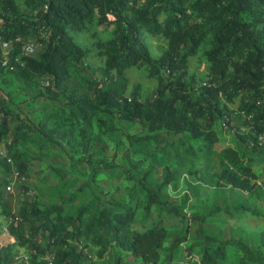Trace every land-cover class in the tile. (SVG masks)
<instances>
[{
  "label": "trees",
  "instance_id": "obj_1",
  "mask_svg": "<svg viewBox=\"0 0 264 264\" xmlns=\"http://www.w3.org/2000/svg\"><path fill=\"white\" fill-rule=\"evenodd\" d=\"M22 2L25 12L18 13L13 0H0V42L13 45L15 39L36 41L41 43V48L32 57L21 59L22 68L9 72L0 67V89L7 78L16 82L19 93L15 98L25 102L24 95L42 89V84L47 82L43 95L35 93L28 100L30 104L38 100L47 104L45 117L52 118L49 133L56 137L54 141L42 138L43 122L35 132L28 122L19 121L20 102L15 104L9 94H0V144L11 160L10 165L0 158L4 173L0 180V210L4 219H18L15 225L8 226L7 233L13 239L12 245L27 254V264H91L86 245L96 247L95 255L99 260L113 247L116 249L114 264H122L124 256L148 264L156 260L166 241L165 264H183L180 245L187 241L186 219L181 215L167 222L166 217L180 214L187 195H182L176 205L167 199L165 190L178 178L185 157L192 161L196 157L209 161L216 142L213 127L218 121L230 130L233 127L232 134L241 148H225L218 153L217 170L210 175L209 182L246 194L245 200L234 205L232 211H225L227 216L264 218L248 204L250 198L263 197L261 188L250 182L255 180L252 171L255 158L264 157V140L260 145L256 141L257 136H264V33L258 30L264 18V0ZM93 12L98 24L112 28L111 37L101 45L103 65L97 75L85 66V51L68 36V31L85 30ZM192 16L201 21H192ZM145 36H161L165 40V49L156 59L148 54ZM207 36L211 41L204 58L209 78L193 88L187 78V60L196 54ZM16 55L14 46L11 56ZM139 66H143L147 76L155 82L151 97L142 101L134 92L129 98L123 96L124 71ZM72 79L76 80V85L71 83ZM239 96L238 110L232 113L226 106ZM115 120L139 126L141 134L130 137V143L135 146L130 151L134 155H164L174 172L167 166L161 181L148 185L147 172L140 177L132 175L141 162L135 163L124 171L125 178L133 183L134 193L129 194L133 205L109 200L99 204L90 200L73 207L85 183L68 193L67 177L71 175L60 174L49 167L57 173V180L46 188H43L46 184L35 188V200L28 211L33 221L26 219V204L21 199L16 201V211H10L17 199L6 193L7 185L11 184L13 189L16 184L15 192L20 189L30 192L22 186L23 182L12 178L13 170L23 178L30 172L27 147L38 148L32 160L61 157L54 150H43L46 146H40L39 142L45 141L44 145L52 147L53 142L61 141L69 149L76 140L85 145L92 122L102 136L113 137L121 132L114 125ZM249 142L253 145L249 146ZM182 146L184 149L179 150ZM67 157L71 168L72 157ZM76 160L87 166L88 173L84 176L90 182L115 167L102 159L95 163L79 156ZM122 160L128 165L127 153ZM136 189L143 196L144 218L139 229H132ZM51 199L54 202L51 203ZM191 218L199 221L195 236L200 240L185 247L188 257H192V263L186 264H220L225 258L226 244L203 234L199 226L206 221L205 216L192 215ZM37 235L39 242L34 241ZM12 245L0 246V264H17L18 258V264L24 263L19 255L11 253ZM237 248L240 255L235 264H264V252L243 243Z\"/></svg>",
  "mask_w": 264,
  "mask_h": 264
},
{
  "label": "rangeland",
  "instance_id": "obj_2",
  "mask_svg": "<svg viewBox=\"0 0 264 264\" xmlns=\"http://www.w3.org/2000/svg\"><path fill=\"white\" fill-rule=\"evenodd\" d=\"M16 10L18 13L25 12V8L22 0H13ZM192 21L199 22L201 18L192 16ZM258 30L264 33V18L261 24L258 25ZM112 28L108 24H98L95 12L86 25L85 30L81 32L68 31V36L71 40L86 53L84 64L91 71L96 72L102 68L103 65V54L101 45L105 43L111 37ZM211 37L207 36L206 39L199 46L196 54L187 60V78L191 80V85L193 88L205 83L208 80L207 74V64L205 62V53L210 47ZM144 43L146 45L148 54L151 58L156 59L161 52L165 49V40L161 36H145ZM124 77L126 79V88L124 92V97L129 98L134 92L137 99L142 101L145 100L153 94L155 88V82L147 76L146 69L143 66L131 67L124 71ZM72 84L76 85V80L72 79ZM43 87H45L42 84ZM43 87L40 90H34L30 95H24L25 102H21L20 99L15 98L19 93L18 84L7 78V83L1 86L0 94L5 96L9 94L13 100V103H19V115L18 120L23 124L29 123L31 129L35 132L38 131L40 127L39 123L43 122L42 138H48L54 141L56 137H52L49 133V122L52 118L45 117L47 114V104H44L43 100H38L34 103H29V97L32 94L39 93L43 95ZM49 88V87H48ZM241 96L235 98L231 104L227 105V109L234 113L237 112L240 105ZM28 103V105H27ZM220 105L222 102L220 100ZM114 125L121 129V132H117L113 137L102 136L100 130L95 123L92 122L91 128L89 130V135L87 136V141L85 145L79 143L76 140L75 145L69 149L63 142H53V146L44 145L45 141H40V146L43 150H48V152L55 151L60 153L61 157L49 158L46 156L42 160H32L37 154L38 148L27 147L30 154L27 156L26 161L31 162L29 165L30 172L25 176V180L22 186L27 187L30 192H25L23 190L14 191V184L12 193L15 197L11 205L10 211L15 212L18 208L16 201L23 200L26 204V219L30 222L33 218L30 217L29 209L31 202L35 200L37 185L46 184L43 188L48 185L56 183L57 173L50 171L49 167L57 170L60 174H70L67 183L66 192H75L77 187L84 184V188L81 193L77 196L73 207H76L82 203L94 200L99 204L109 201H121V203L133 205V199L129 200V194L134 193L133 183L131 180L125 178L124 171L132 168L135 163H140V165L133 170L132 175L140 177L143 173L145 174V181L148 185L154 183H159L164 174V168L168 166V169L174 172V169L169 166L167 158L162 156L147 155L146 153H141L139 155H134L130 150L133 144L130 143L131 136H138L141 134L139 126L136 124L127 125L114 121ZM14 124H10L11 131L13 132ZM225 126L221 121L215 123L213 131L215 133L216 142L213 144V154L210 156L209 161L206 162L201 157H196L195 160H190L187 157L183 160V166L180 168L179 176L170 188L165 190L167 199L170 202H174L176 205L179 204V200L182 195H187V202L184 205L179 215L167 216L168 220L179 219L181 215L186 219V229H187V241L182 243L180 261L183 264L186 262H191L192 257H188L186 254L185 247L192 241L200 240L196 238V227L199 225V221H192L191 216H205L206 221L199 227L203 229V234L206 236L216 237L221 242H224L227 247L225 251V258L219 261L220 264H235L237 257L240 252L237 248L239 243L245 244L250 249H258L264 252V218L250 215H240V216H227L226 210L232 211L234 205H238L240 202L245 200L246 194L239 193L236 190L230 188H219L214 186L209 182L210 175L217 170V155L220 151L225 148L237 149L241 148L239 142L235 139L233 132V127ZM243 128H240L242 131ZM245 132V131H244ZM48 142V140H46ZM152 146V144L150 145ZM186 146V144H185ZM185 146L179 148V150L184 149ZM26 148V147H25ZM127 153L128 155V165H126L122 156ZM68 156L72 157V167H68ZM79 156L90 159V161L95 162L102 159L103 161L114 165L113 170L104 171L103 175L96 176L94 181H88V177L85 180V176L88 173L87 166L80 164L76 159ZM96 163V162H95ZM173 165V161H172ZM190 171V173H189ZM196 171V173H194ZM252 171L255 175V180L251 181V184H255L256 187L261 188L263 197L250 198L248 204L260 215H264V157L257 156L253 162ZM83 173L82 175L80 174ZM194 173V174H193ZM4 173L0 168V180L3 179ZM45 179V180H44ZM41 188V189H43ZM40 189V188H39ZM8 193V192H6ZM31 196V197H30ZM134 199H136L135 204V222L132 224V229L138 228L143 222V211L141 210L143 196L138 192L134 194ZM50 202H54L52 199ZM47 203V202H46ZM226 206V207H224ZM70 212V209H68ZM209 215V216H208ZM187 218L189 223L187 222ZM4 220V216L0 210V226ZM21 222L23 219L20 218ZM139 229V228H138ZM26 233V227L23 228ZM195 236V237H194ZM35 242L40 241V237L37 235L34 238ZM13 239L6 234L0 233V246L12 245ZM87 244V243H86ZM168 241H166L161 249L157 253V258L154 262L148 261V264H165V256L167 253ZM87 255L91 258V264H114L113 253L116 251L115 248H110L108 255L103 259H97L95 252L96 247L86 245L85 249ZM11 253L19 255L22 261H27V254L23 253L21 250H17L14 245H12ZM121 255L125 253L120 252ZM122 264H144L141 259H131L128 256H124ZM20 258L16 260L18 261Z\"/></svg>",
  "mask_w": 264,
  "mask_h": 264
},
{
  "label": "built area",
  "instance_id": "obj_3",
  "mask_svg": "<svg viewBox=\"0 0 264 264\" xmlns=\"http://www.w3.org/2000/svg\"><path fill=\"white\" fill-rule=\"evenodd\" d=\"M15 44L0 42V67L7 70L13 71L16 67L22 68L23 62L21 59L32 57L40 48L41 43L36 41H21L20 39L14 40ZM16 46L17 55L15 57L11 56L12 48ZM44 86H47V82L43 83ZM264 140L263 135H259L256 138L257 145H260L261 141ZM253 143L249 142V146H252ZM0 158L4 159L6 163L11 165V160L6 157L5 148L3 144H0ZM12 178L17 180L19 183L24 182V178L19 176L17 172L13 170ZM11 184L5 187V190L8 193H12ZM17 218L14 217L13 219L7 218L4 219L1 226H0V233L6 234L7 228L10 224L15 225L17 223ZM24 262V261H23ZM23 264H27L26 261Z\"/></svg>",
  "mask_w": 264,
  "mask_h": 264
}]
</instances>
